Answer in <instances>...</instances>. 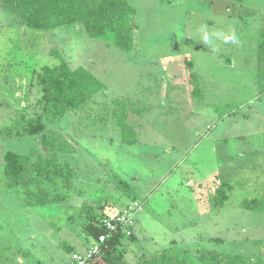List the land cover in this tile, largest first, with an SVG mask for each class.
Returning a JSON list of instances; mask_svg holds the SVG:
<instances>
[{
  "label": "rangeland",
  "instance_id": "rangeland-1",
  "mask_svg": "<svg viewBox=\"0 0 264 264\" xmlns=\"http://www.w3.org/2000/svg\"><path fill=\"white\" fill-rule=\"evenodd\" d=\"M129 2L137 10L136 45L125 52L90 38L80 24L30 29L16 0H0V130L17 115L42 113L36 75L57 65V54L105 85L79 110L45 121L42 135H0L2 251L19 264H69L88 246V221L137 201L135 240L122 245L127 264L174 246L196 258L207 251L264 261V213L241 205L264 197V95L257 80L264 0ZM44 138L66 145L58 157L75 177L70 190L45 184L62 200L41 207L23 190L6 189L3 156L50 157ZM119 179L137 199L129 200ZM221 183L232 190L218 208Z\"/></svg>",
  "mask_w": 264,
  "mask_h": 264
},
{
  "label": "trees",
  "instance_id": "trees-1",
  "mask_svg": "<svg viewBox=\"0 0 264 264\" xmlns=\"http://www.w3.org/2000/svg\"><path fill=\"white\" fill-rule=\"evenodd\" d=\"M16 5L23 10V23L36 31H54L61 27L76 24L83 26L86 34L97 40H103L108 46H114L122 51L131 52L135 49V32L137 30V10L129 0H16ZM59 63L55 66H45L37 73L36 78L41 87L42 113L36 118L28 119L25 115H17L13 123L0 130L3 140L13 136L42 135L46 129L45 121L61 120L68 112L79 110L88 104L105 88L104 83L94 76L89 69L78 67L72 69L67 61L56 55ZM257 80L260 95H264V28L259 33L257 46ZM189 69L192 64L188 62ZM196 75L192 74L191 78ZM128 136L131 129L123 127ZM128 141V138L125 139ZM60 140L48 141L43 139L45 148L53 154L50 157L40 156L32 160L29 155L12 151L4 153L3 173L8 191L21 189L29 204L46 207L61 201L62 197H51L45 184L55 187L62 184L66 190L73 188L75 170L69 164H62L58 152L66 149ZM132 142H134L132 140ZM132 142L128 141L129 144ZM57 143L59 145H57ZM120 189L130 197L137 199L130 185L118 180ZM214 204L222 208L229 199L232 187L228 183L217 185ZM131 199V200H132ZM130 200V201H131ZM129 201V202H130ZM129 205V204H128ZM242 207L246 210L264 213V197L260 200L244 201ZM119 213V212H118ZM114 215L102 212L95 220L86 223L83 235L87 244L99 240L107 230L100 223L103 219H113ZM130 237L122 231L108 237L101 244V251L94 261L102 259L106 264H127L124 258L123 243L125 239L135 240L134 227ZM223 242L222 240H215ZM264 264L261 259L245 260L241 256H230L204 251L193 257L190 249L176 246L163 250L139 264ZM0 264H19L8 257L0 247Z\"/></svg>",
  "mask_w": 264,
  "mask_h": 264
},
{
  "label": "built area",
  "instance_id": "built-area-1",
  "mask_svg": "<svg viewBox=\"0 0 264 264\" xmlns=\"http://www.w3.org/2000/svg\"><path fill=\"white\" fill-rule=\"evenodd\" d=\"M141 209V204L137 201L130 203L125 208L121 209L113 219H103L101 225L107 230V234L99 237V240H92L82 252H74L71 255L69 264H90L101 251V244L106 239L119 231H122L125 236L130 237L135 227V215Z\"/></svg>",
  "mask_w": 264,
  "mask_h": 264
}]
</instances>
